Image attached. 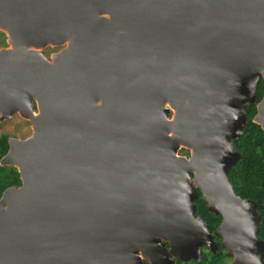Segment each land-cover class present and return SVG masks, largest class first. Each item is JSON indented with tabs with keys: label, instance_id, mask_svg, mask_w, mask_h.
<instances>
[{
	"label": "water",
	"instance_id": "95a60500",
	"mask_svg": "<svg viewBox=\"0 0 264 264\" xmlns=\"http://www.w3.org/2000/svg\"><path fill=\"white\" fill-rule=\"evenodd\" d=\"M0 29V119L32 123L0 158L21 179L0 195V264H142L186 219L203 241L191 177L229 183L264 0H0Z\"/></svg>",
	"mask_w": 264,
	"mask_h": 264
},
{
	"label": "flooded vegetation",
	"instance_id": "af4514ba",
	"mask_svg": "<svg viewBox=\"0 0 264 264\" xmlns=\"http://www.w3.org/2000/svg\"><path fill=\"white\" fill-rule=\"evenodd\" d=\"M260 81L264 84L262 73L255 100L245 109L246 125H254L252 133L257 137L251 144L239 141L243 131L234 139L239 155L227 169L229 183L221 172L209 168L204 193L192 174L197 190L193 215L203 217L204 240L196 241L201 227L189 219L164 226L175 232L160 240L146 237L144 249L138 251L142 264H264V108L259 105L264 88L257 96Z\"/></svg>",
	"mask_w": 264,
	"mask_h": 264
},
{
	"label": "rangeland",
	"instance_id": "374dc122",
	"mask_svg": "<svg viewBox=\"0 0 264 264\" xmlns=\"http://www.w3.org/2000/svg\"><path fill=\"white\" fill-rule=\"evenodd\" d=\"M7 35L0 29V47L8 46ZM61 46L47 45L44 47V54L50 58V55L59 50ZM172 114V110L170 111ZM32 132V123L29 119L24 118L18 112L12 114L9 118L0 119V134L7 133L10 136L24 138L30 135ZM190 151L189 148L182 146L178 153L187 154Z\"/></svg>",
	"mask_w": 264,
	"mask_h": 264
},
{
	"label": "trees",
	"instance_id": "16d2710c",
	"mask_svg": "<svg viewBox=\"0 0 264 264\" xmlns=\"http://www.w3.org/2000/svg\"><path fill=\"white\" fill-rule=\"evenodd\" d=\"M259 89L257 91V96H260L264 84L260 81L258 85ZM253 124L249 122L242 135L238 138V140H243L245 143L251 144L254 143V138L256 139V134L252 133ZM8 141L7 134H0V158L8 149ZM21 183V179L19 176L18 169L13 165H2L0 164V195L2 191L11 185H19Z\"/></svg>",
	"mask_w": 264,
	"mask_h": 264
},
{
	"label": "bare ground",
	"instance_id": "6f19581e",
	"mask_svg": "<svg viewBox=\"0 0 264 264\" xmlns=\"http://www.w3.org/2000/svg\"><path fill=\"white\" fill-rule=\"evenodd\" d=\"M196 236H197V234H196Z\"/></svg>",
	"mask_w": 264,
	"mask_h": 264
}]
</instances>
